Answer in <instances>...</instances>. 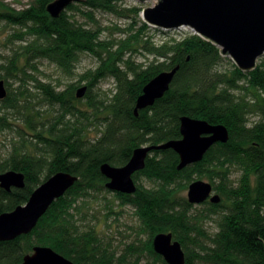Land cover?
<instances>
[{
  "label": "trees",
  "instance_id": "trees-1",
  "mask_svg": "<svg viewBox=\"0 0 264 264\" xmlns=\"http://www.w3.org/2000/svg\"><path fill=\"white\" fill-rule=\"evenodd\" d=\"M52 1L33 0L22 10L0 2V21L20 27L12 36L23 41L26 35L33 37L21 52L0 64V80L6 81L8 89L7 97L0 100V129H11L17 114L25 122V130H17L20 145L0 162V172L16 170L26 175L22 189L9 192L0 187V214L26 204L33 191L56 172H69L79 179L54 201L29 234L0 240V264H21L35 245L51 246L76 264H140L146 253L154 262L145 264H167L154 250L153 240L160 232H172L182 243L187 264H264V57L251 71L235 63L224 68L220 47L192 31L180 39L156 43L152 26L142 19L141 5L123 6L126 0H82L53 17L47 10ZM99 10L128 20L123 39L102 38L96 17ZM82 53L99 61L82 75L89 87L86 109L78 104L79 85L61 89L60 82L29 73L37 70L34 61L40 58L72 75ZM177 65L180 69L170 90L137 116L136 101L144 86ZM107 76L114 77L116 87L104 99L93 89ZM10 79L19 80V86L12 89ZM28 79L36 82L42 101L59 109L57 115L45 117L35 109ZM183 115L226 125L230 139L213 145L201 161L183 169H178L180 156L173 149L150 153L145 168L134 174L137 191L115 192L121 205L132 206L149 239L128 243L118 255L95 226L83 230L78 225L82 203L108 190L103 163L124 165L136 147L181 138ZM96 121L103 127L95 137L89 129ZM31 134L34 139L27 137ZM232 166L241 171L237 183L230 179ZM45 168L48 171L42 178ZM142 176L158 185L140 184ZM204 176L222 200L218 204L206 201L203 211H195L188 198L178 195V185ZM213 214L218 215L217 229L210 233L204 223Z\"/></svg>",
  "mask_w": 264,
  "mask_h": 264
},
{
  "label": "water",
  "instance_id": "water-1",
  "mask_svg": "<svg viewBox=\"0 0 264 264\" xmlns=\"http://www.w3.org/2000/svg\"><path fill=\"white\" fill-rule=\"evenodd\" d=\"M82 0H54L47 10L59 17L67 8ZM145 3L153 0H135ZM156 4L143 9L142 19L154 28L175 31L186 27L220 47L223 56H229L242 70L251 71L264 56V0H154ZM180 65L164 70L151 79L137 98L135 114L153 106L171 88ZM88 85L78 87L76 97L88 92ZM8 95L6 81L0 80V100ZM181 138L160 144L136 147L124 165L105 162L101 171L109 180L106 187L114 192L134 193L137 182L134 174L146 166L153 150L173 149L180 156L178 169L201 161L213 145L226 143L230 131L224 124L210 123L205 119L183 115L180 118ZM79 179L77 175L59 171L41 183L26 204L0 214V240L11 241L29 234L55 200L63 196ZM26 186L23 172L7 170L0 173V187L6 191ZM188 201L198 205L206 201L218 204L221 195L210 181L197 179L189 184ZM154 250L167 264H187L182 243L172 232H160L153 240ZM21 264H76L51 246L35 245L24 256Z\"/></svg>",
  "mask_w": 264,
  "mask_h": 264
},
{
  "label": "rangeland",
  "instance_id": "rangeland-1",
  "mask_svg": "<svg viewBox=\"0 0 264 264\" xmlns=\"http://www.w3.org/2000/svg\"><path fill=\"white\" fill-rule=\"evenodd\" d=\"M33 0H0L6 6L15 9L22 10L30 6ZM78 4V3H74ZM156 4V1H149L145 3H140L135 0H126L123 3V6L130 5H141L144 9L148 6H153ZM141 11V16L142 12ZM71 13H76L78 18L84 22L86 18L82 16L80 12L72 10ZM96 17L99 21L97 23L103 30L102 38L113 41H120L125 37V32L123 29H126L128 20L121 18L116 14L109 13L106 11L99 10L96 12ZM94 25L93 23H88ZM94 27H97L94 25ZM19 26H13L5 21H0V64L7 59V57L12 56L16 52H21L23 45L27 44L33 37L31 35H26L25 40H18L12 35L19 29ZM150 30L151 34H154V41L158 44L163 43L166 40L171 39H180L190 32L188 29H177L175 31L171 30ZM194 33V32H193ZM225 60L223 61L224 68L230 67L233 60L229 56H224ZM264 57V56H263ZM138 61L143 60L141 57L135 58ZM260 61V59H259ZM258 61V62H259ZM37 65V70L30 71L33 76L38 79L51 81L54 84L61 83V89L69 86L70 84H77L79 87L83 85H88V81L82 79V75L90 69H94L99 65L98 59L89 53H82L76 66L74 68V74L65 75L54 63L50 62L47 59H37L34 61ZM17 79H10L12 84V89L17 88L20 84V81ZM29 89L33 92V98H31L34 107L37 111H40L45 117H53L58 114L59 109L54 108L52 105L42 101L38 91L36 89V82L32 79H28L26 83ZM116 87V80L112 76H107L102 81L98 83L93 89V92L98 95L100 98H107L113 94V90ZM11 88V87H10ZM86 97L81 98L78 103L81 108L86 109L87 107ZM17 118L12 121L13 124L11 129H0V162H3L10 154L12 153L13 148L17 145H20L21 137L17 130H25L24 120H18V117H21L20 114H17ZM23 117V116H22ZM43 120V119H42ZM39 124V123H38ZM94 125L90 126L89 135L99 136L101 121H96ZM40 127V125H38ZM28 131V130H26ZM34 133V132H31ZM30 139H34L32 134L27 136ZM48 169L45 168V172L42 174L44 178L47 174ZM230 179L237 183L241 171L237 166H232ZM1 173V172H0ZM198 176H195L196 178ZM200 179L209 181L210 179L207 176H204ZM140 184H143L147 187L157 186L158 183L148 180L145 176H142L138 181ZM192 181L188 182L183 180L179 185L178 195L181 197H188L189 184ZM220 180L216 179V183H219ZM220 194V193H219ZM96 198L91 199L88 203H82V212L77 214L78 225L81 226V229H88L90 226H95L97 231L104 233L106 240L112 242L114 249H117L118 255L123 253L124 248L128 243H138L142 244L147 242L149 239V234L141 230V222L136 215L134 209L130 205H121L120 201L116 198L115 192L108 189L102 190L96 194ZM207 205L199 204L195 205V211H203ZM217 220L218 215H211L205 220L204 227L210 232L214 233L217 229ZM103 235V236H104ZM140 261V264H145L147 262H154V258L145 254ZM155 264H164L161 261L156 262Z\"/></svg>",
  "mask_w": 264,
  "mask_h": 264
},
{
  "label": "bare ground",
  "instance_id": "bare-ground-1",
  "mask_svg": "<svg viewBox=\"0 0 264 264\" xmlns=\"http://www.w3.org/2000/svg\"><path fill=\"white\" fill-rule=\"evenodd\" d=\"M56 173H57V172H56ZM54 174H55V173H54ZM54 174H52V175H54ZM52 175H51V176H52ZM25 176H26V175H25ZM51 176H50V177H51ZM50 177H48V178H50ZM48 178H47V179H48ZM47 179H46V180H47ZM46 180H45V181H46ZM43 182H44V181H43ZM43 182H42V183H43Z\"/></svg>",
  "mask_w": 264,
  "mask_h": 264
},
{
  "label": "built area",
  "instance_id": "built-area-1",
  "mask_svg": "<svg viewBox=\"0 0 264 264\" xmlns=\"http://www.w3.org/2000/svg\"><path fill=\"white\" fill-rule=\"evenodd\" d=\"M184 29H188V30H190L189 28H186V27H183ZM180 29H182V28H180ZM191 31V30H190Z\"/></svg>",
  "mask_w": 264,
  "mask_h": 264
},
{
  "label": "flooded vegetation",
  "instance_id": "flooded-vegetation-1",
  "mask_svg": "<svg viewBox=\"0 0 264 264\" xmlns=\"http://www.w3.org/2000/svg\"><path fill=\"white\" fill-rule=\"evenodd\" d=\"M157 29V28H156ZM205 203V202H204ZM204 203H202V204H204ZM199 205V204H198Z\"/></svg>",
  "mask_w": 264,
  "mask_h": 264
}]
</instances>
